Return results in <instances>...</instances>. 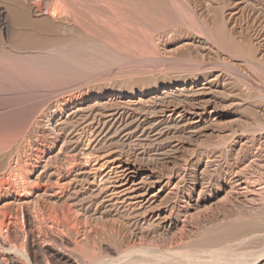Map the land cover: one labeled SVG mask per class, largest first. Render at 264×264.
I'll return each instance as SVG.
<instances>
[{
  "label": "rangeland",
  "instance_id": "rangeland-1",
  "mask_svg": "<svg viewBox=\"0 0 264 264\" xmlns=\"http://www.w3.org/2000/svg\"><path fill=\"white\" fill-rule=\"evenodd\" d=\"M55 1L0 0L3 41L18 31L14 3L31 21L47 20L24 26L38 39L29 53L0 51V61L32 81L23 103L0 95V146H11L0 147V179H7L0 194L21 189L19 167L29 161L50 159L43 185L68 168L69 187L53 196L34 188V176L28 208L45 243L88 255L79 264H264V0ZM16 156L21 163L7 175ZM118 161L147 175L142 202L114 193ZM105 189L112 192L111 209L94 204ZM63 203H71L72 215ZM21 218L15 230L0 232L8 240L15 231L14 254L26 262ZM53 234L73 239L63 247L48 240Z\"/></svg>",
  "mask_w": 264,
  "mask_h": 264
},
{
  "label": "bare ground",
  "instance_id": "bare-ground-1",
  "mask_svg": "<svg viewBox=\"0 0 264 264\" xmlns=\"http://www.w3.org/2000/svg\"><path fill=\"white\" fill-rule=\"evenodd\" d=\"M29 1V0H28ZM40 1V0H39ZM58 0H56L55 2L56 3H58L57 2ZM64 1V0H63ZM62 1V2H63ZM106 1V0H105ZM111 1V0H110ZM133 1V0H132ZM159 1V0H158ZM163 1V0H162ZM71 2V0L69 1V3ZM85 2V1H84ZM103 2V1H102ZM120 2V1H119ZM164 2V1H163ZM174 2V1H173ZM180 2V1H179ZM183 2V1H182ZM14 3V2H13ZM33 2H31V4H32ZM73 3V2H72ZM97 3V2H96ZM172 3V2H171ZM17 4V3H16ZM35 4V3H34ZM47 4V3H46ZM53 4V3H52ZM91 4V3H90ZM95 4V3H94ZM165 4V3H164ZM167 4V3H166ZM175 4V3H174ZM174 4L172 5V6H174ZM18 5H21V4H18ZM24 4H22V6H23ZM29 5H30V3H29ZM54 5V4H53ZM59 5H60V3H59ZM72 5V4H71ZM86 5V4H85ZM112 5V4H111ZM168 5V4H167ZM13 7H11L10 6V8H13L10 12H13V14L15 13V15H17L18 16V21H17V29H18V31L15 33V35L12 37V38H10V39H6L5 41H3V39H0V51H3V53H4V51L5 52H9V53H11V52H13V53H11V54H9V53H7L8 54V56L9 55H12L13 54V56L15 55V53L16 52H19V49H21V51L22 50H26V51H28L31 47H32V45H33V43H34V41H37L36 39L34 40L33 39V37H34V35H32L30 32H31V30H30V32H28L27 31V27L25 28L24 26H26V25H31V26H33V25H45L46 26V24H44V23H47L46 21L47 20H37V21H31V19H29V17H27V11L25 12V10H22V8L21 9H19L18 7H17V5H15V3L12 5ZM60 6H62L63 8H64V5H60ZM59 6V7H60ZM70 6V5H69ZM88 6V5H87ZM86 6V7H87ZM93 6V5H92ZM108 7H109V5H107ZM132 6V5H131ZM166 6V5H165ZM171 6V7H172ZM177 5H175V7H176ZM178 6H179V4H178ZM17 7V8H16ZM28 7V6H27ZM26 7V8H27ZM35 7V9L36 10H39V6L38 5H35L34 6ZM54 7H56V6H54ZM53 7V8H54ZM62 7H60V8H62ZM71 7V6H70ZM70 7H69V9H70ZM76 7V6H75ZM74 7V8H75ZM77 7H78V5H77ZM83 7V6H82ZM85 7V8H86ZM95 7H98V6H95ZM105 7V6H104ZM181 7V6H180ZM24 8V7H23ZM32 8V7H31ZM52 8V7H51ZM52 8V9H53ZM58 8V7H57ZM73 8V9H74ZM124 8V7H123ZM46 9V8H45ZM69 9H68V12H69ZM72 9V8H71ZM89 9H91V8H89ZM97 9V8H96ZM101 9H103V8H101ZM118 9V8H117ZM134 9V8H133ZM137 9V8H136ZM169 9V8H168ZM182 9V8H181ZM27 10V9H26ZM65 10V9H64ZM81 10V9H80ZM86 10V9H85ZM87 10H88V7H87ZM114 10V9H113ZM112 10V11H113ZM143 10V9H142ZM176 10V9H175ZM179 10V9H178ZM2 9L0 8V16L2 15ZM45 11H47V13H49V15L50 16H54V15H56L55 14V12L53 13V10H45ZM67 11V10H66ZM71 11V10H70ZM73 11V10H72ZM75 11V10H74ZM92 11V10H91ZM91 11H89L88 10V12L91 14ZM108 11H109V9H108ZM115 11V10H114ZM113 11V12H114ZM140 11V10H139ZM169 11H170V9H169ZM177 11V10H176ZM182 11V10H181ZM218 11V10H217ZM67 12V13H68ZM79 12H81V11H79ZM97 12H98V9H97ZM102 12V11H101ZM135 12V11H134ZM172 12V11H171ZM170 12V13H171ZM43 13V12H42ZM66 13V12H65ZM78 13V12H77ZM82 15H84L83 14V10H82ZM103 13V12H102ZM132 13H133V11H132ZM178 13V12H177ZM180 13V12H179ZM40 14V13H39ZM57 14H58V12H57ZM69 14V13H68ZM80 14V13H79ZM93 14H94V10H93ZM172 14V13H171ZM14 15V16H15ZM29 15V14H28ZM60 15V14H59ZM72 14L70 13V16H71ZM78 15V14H77ZM85 15H86V13H85ZM96 15V14H95ZM104 15V14H103ZM108 15V14H107ZM92 16V15H91ZM73 17V16H72ZM76 17V16H75ZM74 17V18H75ZM79 17H80V15H79ZM85 17V16H84ZM83 17V18H84ZM87 17H88V15H87ZM94 16H92V18H93ZM111 17V16H110ZM110 17H107V18H110ZM137 17V16H136ZM148 17V16H147ZM177 17V16H176ZM181 17V16H180ZM17 17H15V19H16ZM47 18V17H46ZM68 18V17H67ZM81 18V17H80ZM1 19H3V17L1 18ZM6 19L7 18H4V20H2V22H4V21H6ZM42 19V18H41ZM82 19V18H81ZM132 19V18H131ZM80 20V19H79ZM93 20H94V18H93ZM96 20V19H95ZM109 20V22H111L112 23V21H110L111 19H108ZM143 20V19H142ZM181 20V19H180ZM184 20V19H183ZM188 20V19H187ZM15 21V20H14ZM72 21V20H71ZM77 21V20H76ZM107 21V20H106ZM135 21V20H134ZM49 22V21H48ZM80 23V22H79ZM78 23V24H79ZM101 23V22H100ZM162 23V22H161ZM51 24V23H50ZM49 24V25H50ZM76 24H77V22H76ZM115 24V23H114ZM86 25V24H85ZM94 25H96L95 23H94ZM100 25V24H99ZM106 25V24H105ZM51 26V25H50ZM56 26V25H55ZM131 26H133V25H131ZM29 27V26H28ZM35 27V26H34ZM40 27V26H39ZM81 27H83V26H81ZM80 27V28H81ZM32 28V27H31ZM37 28V27H36ZM48 28H51V27H49L48 26ZM91 28H94V26H92ZM16 29V30H17ZM78 29V28H77ZM89 29V28H88ZM87 29V30H88ZM132 29V28H131ZM112 30V29H111ZM32 31H33V29H32ZM90 31V30H89ZM95 31V30H94ZM100 31V30H99ZM103 31H105V30H103ZM110 31V30H109ZM125 31V30H124ZM123 31V32H124ZM60 32V31H59ZM115 32V31H114ZM35 33V32H34ZM57 33V32H56ZM70 33V32H69ZM74 33V32H73ZM88 33V32H87ZM106 33V32H105ZM113 33V32H112ZM121 33V32H120ZM36 34V33H35ZM66 34V33H65ZM91 34V33H90ZM114 34V33H113ZM79 35H81V34H79ZM98 35V34H97ZM100 35V34H99ZM121 35V34H120ZM33 36V37H32ZM65 36H67V35H65ZM104 36V35H103ZM122 36V35H121ZM131 36V35H130ZM8 37V36H7ZM90 37V36H89ZM47 38V37H46ZM61 38V37H60ZM148 38V37H147ZM64 38H62V40H63ZM66 39V38H65ZM137 39V38H136ZM61 40V39H60ZM59 40V41H60ZM82 41V40H81ZM118 42V41H117ZM149 42V41H148ZM37 43H38V41H37ZM62 43V42H61ZM73 43V42H72ZM121 43V42H120ZM36 44V43H35ZM135 44V43H134ZM151 44V43H150ZM37 45V44H36ZM130 45V44H129ZM133 45V44H132ZM48 46V45H47ZM55 48V47H54ZM28 49V50H27ZM15 51V52H14ZM21 53V52H20ZM27 53H29V51L27 52ZM23 54V53H22ZM26 54V53H25ZM31 54V53H30ZM1 55V54H0ZM16 55H18V54H16ZM16 55L14 56V57H16ZM21 55V54H20ZM24 55V54H23ZM33 54H31V56H32ZM19 56V55H18ZM17 56V57H18ZM22 56V55H21ZM20 56V57H21ZM90 56V55H89ZM3 57V56H2ZM11 57V56H10ZM24 57V56H23ZM23 57H22V60L24 61V59H23ZM150 57V56H149ZM4 58V57H3ZM25 58H26V56H25ZM30 58V57H29ZM38 58H41V57H38ZM15 59V58H14ZM31 59H33V58H31ZM19 60V59H18ZM26 60H27V58H26ZM7 61V60H6ZM6 61H0V95L1 96H3V94H7L8 96H6L7 98H9V99H7V100H9V102L10 101H12L13 102V104H17L18 102H22V101H24V99H26L27 97H29L28 95H30V92H32V91H30L29 90V88H31L30 87V84L32 83V81H31V83L29 82V80H30V76H29V73H24V72H22L20 69H19V67L17 66H15L14 64H10V62L9 63H7ZM25 62V61H24ZM41 62V61H40ZM52 62V61H51ZM26 63H28L27 61H26ZM32 63V62H31ZM26 69V68H25ZM24 69V70H25ZM36 69V68H35ZM27 70V69H26ZM37 70V69H36ZM34 71V70H33ZM35 75V74H34ZM38 78V77H37ZM36 81V80H35ZM34 81V82H35ZM37 83V82H36ZM37 86V85H36ZM39 87V86H38ZM208 87V86H207ZM33 89V88H32ZM183 90V89H182ZM59 91V90H58ZM3 93V94H2ZM34 94V93H33ZM52 94V93H51ZM32 96V95H31ZM33 97H35V96H33ZM33 97H31V98H33ZM2 98V97H1ZM27 102H28V100H27ZM23 103V102H22ZM20 105V104H19ZM22 107V106H21ZM15 108V107H14ZM30 109V108H29ZM8 110V109H7ZM14 110V109H13ZM16 110V109H15ZM20 110V109H19ZM18 110V111H19ZM193 110H194V108H193ZM34 111V110H33ZM184 111V110H183ZM15 112V111H14ZM13 112V113H14ZM16 112H17V110H16ZM23 112L25 113V114H27V112H25L24 110H23ZM192 112V111H191ZM195 112V111H194ZM12 113V112H11ZM24 113H22V114H24ZM16 114V113H15ZM24 114V115H25ZM29 114H30V112H29ZM196 116H197V119H198V117H201L202 116V114H199V113H194ZM1 115V114H0ZM11 115V114H10ZM31 115V114H30ZM29 116V115H28ZM11 117H15V115H11ZM180 117V116H179ZM5 118V117H4ZM2 119V118H1ZM26 119H27V117H26ZM200 119V118H199ZM2 120H4V119H2ZM18 121H20V120H18ZM37 121V120H36ZM9 122V121H8ZM16 122V121H15ZM4 123V122H3ZM6 123V122H5ZM12 123H13V121H12ZM11 124V123H10ZM15 124V123H14ZM36 124V123H35ZM19 125V124H18ZM14 126V125H13ZM24 126V125H23ZM3 127H5V126H3ZM11 128V127H10ZM21 128H22V126H21ZM27 128V127H26ZM66 128V127H65ZM1 129V128H0ZM18 129V128H17ZM24 129H25V127H24ZM24 129H22V130H24ZM14 130V129H13ZM16 130V129H15ZM14 130V131H15ZM11 132V131H10ZM15 132H17V131H15ZM20 132V131H19ZM1 133V132H0ZM4 133V132H3ZM6 133V132H5ZM4 133V134H5ZM13 133V132H12ZM20 133H22V131L20 132ZM19 133V134H20ZM24 133V132H23ZM7 134V133H6ZM18 133H16L15 135H17V137H19L18 135H19ZM1 135V134H0ZM20 135H22V134H20ZM8 136V135H7ZM6 136V137H7ZM12 136H14V134L12 135ZM23 136V135H22ZM3 137H5V136H3ZM10 137V136H9ZM16 137V136H15ZM24 137V136H23ZM12 138V137H11ZM10 138V139H11ZM9 139V138H8ZM13 139H15L14 137H13ZM12 139V140H13ZM1 140V139H0ZM3 140V139H2ZM15 140H18V138L17 139H15ZM21 140H22V138H21ZM4 141V140H3ZM11 140H9V142H10ZM14 141V140H13ZM5 142V141H4ZM12 142V141H11ZM15 142V141H14ZM13 142V143H14ZM66 142V141H65ZM0 143H1V141H0ZM8 143V142H7ZM13 143L11 144L10 143V145H13ZM88 143V142H87ZM2 145V144H1ZM46 145V144H45ZM7 145L5 144V147H6ZM2 149L3 148H5V147H2V146H0ZM7 147H10L11 148V146H7ZM14 147V146H13ZM16 147H14V150H16L15 149ZM35 148V147H34ZM1 149V150H2ZM9 149V148H8ZM5 150V149H4ZM31 150V149H30ZM40 148H39V152H40ZM8 151V150H7ZM24 151V150H23ZM1 152V151H0ZM16 152H17V150H16ZM6 153V152H5ZM14 153V152H13ZM73 154V153H72ZM87 154V153H86ZM98 154V153H97ZM15 155V154H14ZM13 155V156H14ZM33 155V154H32ZM96 155V154H95ZM101 155V154H100ZM3 156V155H2ZM10 156V155H9ZM18 156V155H17ZM15 157L14 158V160H11L9 163H8V168H7V175H10V174H13V172H12V165H13V163H16V164H18V163H21L20 162V160H19V156L18 157ZM81 156V155H80ZM85 156V155H84ZM90 156V155H89ZM11 157V156H10ZM42 157V156H41ZM50 157V156H49ZM74 157V156H73ZM9 158V157H8ZM13 158V157H12ZM12 158H10V159H12ZM53 159V158H52ZM97 159V158H96ZM47 161H50V159L48 160V159H46ZM65 160H68V159H65ZM114 160V159H113ZM121 160V159H120ZM35 162H31V161H29L30 162V164L28 165V164H25V166H21L20 165V167H19V174H20V177H21V179H19V180H21L20 181V184H21V189L18 191L17 189L15 190L14 188H12L11 190H9L8 188H7V190H6V193H4V195L3 194H0V231H2L1 229L2 228H4V229H6V231L8 230V229H13V230H15L14 228H15V226H16V224H17V226H19L18 225V222H17V218L19 217V216H21L22 218V221H23V226H24V236H22V237H24L25 238V242H24V251H25V255H26V262L24 261V262H21L20 261V259L19 258H17V256L14 254V250H15V243H17V238H16V233H14L15 231H13V233L11 234V235H9V239L8 240H4V239H2V235H1V232H0V264H17V263H19V264H79V262H78V260H85V259H87L88 258V255L87 256H84V257H87V258H85L84 259V257H83V255L84 254H86V253H82V255H79V253L77 254V253H75V245L73 246L74 248H70V250L69 249H64V250H61V249H58V248H56V247H54L53 246V244L51 245V244H49V242L48 243H45L43 240H42V238H44V237H40V235H38L37 233H36V230H35V222H34V218H33V212H30V209L28 208V205L30 204V202H32L33 201V199H34V197H33V199H32V195L33 194H29L30 193V191L33 189V187H31L30 185L32 184L33 185V183L34 182H36L37 184L34 186V188H36V189H38V190H44V192H45V190H48L49 192H50V196H53V195H56V194H51V193H56L57 191H61L62 189H65V188H67V187H69V185H70V181H72V180H70V178H69V171H68V168H61V169H58V173H57V177L55 178L56 179V182L54 183V184H52V183H50V181H49V183L47 184V185H43V184H41L40 183V177L44 174V173H46V172H48V167H49V165L47 166V163H49V162H45L44 164H42L39 160H34ZM54 161V160H53ZM62 161V160H61ZM74 161V160H73ZM86 161H88V160H86ZM51 162V161H50ZM82 162V161H81ZM92 162V161H91ZM114 162V161H113ZM6 163V162H5ZM4 163V164H5ZM68 163V162H67ZM103 163H104V161H103ZM54 164V163H53ZM60 164V163H59ZM58 164V165H59ZM65 164V163H64ZM107 164V163H106ZM117 164V163H116ZM7 165V164H6ZM27 165V166H26ZM41 165H43V166H41ZM82 165H84V164H82ZM18 166V165H17ZM16 166V167H17ZM56 166V165H55ZM60 166V165H59ZM69 166H71V165H69ZM98 166V165H97ZM113 166V165H112ZM15 168V167H14ZM13 168V169H14ZM18 168V167H17ZM97 168V167H96ZM118 170V174H117V177H116V188H114V193L117 195V193H118V195L117 196H120L119 194H121V195H126V196H129V197H127V198H133V199H135V198H137L138 199V201H140V202H142L143 201V199H144V196L146 195V188H147V186H145V178H144V176L145 177H147V175H144V176H140V170H139V168L138 167H136L134 164H131V163H126V161L125 162H123V161H118V164H117V167H116ZM86 169V168H85ZM1 170V169H0ZM88 170V169H87ZM5 171V172H6ZM18 171V170H17ZM56 171V170H55ZM93 171V170H92ZM95 171V170H94ZM107 171V170H106ZM4 172V171H3ZM81 172H83V175H84V171H81ZM87 172V171H86ZM52 173H53V171H52ZM100 173V172H99ZM111 173V172H110ZM2 174V173H1ZM6 174V173H5ZM55 174H56V172H55ZM88 174V173H87ZM46 175V174H45ZM3 176V180H7V179H4V174L2 175ZM1 176V177H2ZM11 176V175H10ZM15 176H16V173H15ZM35 176V177H34ZM50 176V175H49ZM110 176V175H109ZM140 176V177H139ZM7 177V176H6ZM13 177V176H12ZM17 177V176H16ZM33 177H34V180L36 179V181H32L33 183H31L30 181H31V179H33ZM86 177V176H85ZM107 177V176H106ZM159 177V176H158ZM8 178V177H7ZM19 178V177H18ZM17 178V179H18ZM72 178V177H71ZM76 178V177H75ZM2 179H0V185H1V183H6L7 184V182L6 181H4L3 182V180ZM49 179V178H48ZM74 179V178H73ZM89 179V178H88ZM87 179V180H88ZM93 179V178H92ZM95 179V178H94ZM104 179V178H103ZM2 180V181H1ZM106 180H107V178H106ZM109 180V179H108ZM115 180V179H114ZM76 181V180H75ZM84 181H85V179H84ZM83 181V182H84ZM92 181V180H91ZM90 181V182H91ZM82 182V183H83ZM100 182V181H99ZM31 183V184H30ZM101 183V182H100ZM176 183V182H175ZM35 184V183H34ZM92 184H93V182H92ZM72 185V184H71ZM105 185V184H104ZM176 185V184H175ZM3 186V185H2ZM75 186V185H74ZM101 186V185H100ZM245 186V185H244ZM4 187L5 186H3L2 188L4 189ZM19 187V186H18ZM233 187V186H232ZM79 188V187H78ZM96 189V188H95ZM104 189V188H103ZM157 189V188H156ZM162 189V187H160L159 189H158V191L157 192H151V195H149L148 196V198H146V201H151V200H153L157 195H159L158 193H159V191ZM37 190V191H38ZM75 191V190H74ZM92 191V190H91ZM100 191V190H99ZM104 191V193L105 194H96L95 196H97V198L96 199H94L95 201H94V204L96 205V207L97 206H104V207H106L107 208V206H108V208L109 209H111V197H113L112 196V192H111V189H105V190H103ZM0 192H2V189L0 188ZM101 192V191H100ZM43 193V192H42ZM47 193V192H46ZM78 193H79V191H78ZM95 194V193H94ZM42 195V194H41ZM45 194H43V196H44ZM59 195H62V194H59ZM73 195V194H72ZM76 195V194H75ZM75 195H74V197H75ZM114 195V194H113ZM166 195V194H165ZM35 196H37V195H35ZM63 196V195H62ZM70 196V195H69ZM68 196V197H69ZM88 196V195H87ZM94 196V195H93ZM94 196V197H95ZM38 197H39V195H38ZM80 197V196H79ZM84 197V196H83ZM41 198V197H40ZM85 198V197H84ZM121 198V197H120ZM125 198L126 197H124V200H125ZM143 198V199H142ZM185 198V197H184ZM31 199H32V201H31ZM79 199V198H78ZM81 199V198H80ZM163 199V198H162ZM168 199V198H167ZM45 200V199H44ZM86 200V199H85ZM118 200V199H117ZM116 200V201H117ZM123 200V199H122ZM127 200V199H126ZM35 201V200H34ZM62 201V200H61ZM115 201V200H114ZM120 201V200H119ZM146 201H144V202H146ZM48 202V201H47ZM77 202V201H76ZM76 202H75V204H76ZM82 202V201H81ZM87 202V201H86ZM91 202V201H90ZM105 202H108V204H106V205H103ZM131 202V204L133 203L132 201H130ZM135 202V201H134ZM51 203V202H50ZM115 203V202H114ZM128 203H129V201H128ZM136 203H137V201H136ZM14 204H16L15 205V207H17V208H15V207H13V205ZM34 204V203H33ZM39 204V203H38ZM49 204V203H48ZM81 204V203H80ZM123 204V203H122ZM164 204V203H163ZM12 205V206H11ZM52 205V204H51ZM58 205V204H57ZM60 205H61V203H60ZM63 205H64V207L66 208V212H68V213H70L71 215H72V211H73V206L71 205V203H69V204H64L63 203ZM63 205H62V208H63ZM77 205V204H76ZM127 205V204H126ZM139 205H141V204H139ZM30 206V205H29ZM35 206V205H34ZM36 206H37V204H36ZM39 206V205H38ZM75 206V205H74ZM138 206V205H137ZM159 206V205H158ZM11 207L12 208H14V209H11ZM18 207H19V210H17L18 209ZM31 207H32V205H31ZM52 207H53V205H52ZM51 207V208H52ZM136 207V206H135ZM35 208V207H34ZM33 208V209H34ZM49 208H50V205H49ZM55 208V207H54ZM59 208V207H58ZM80 208V207H79ZM78 208V209H79ZM133 208V207H132ZM148 208V207H147ZM155 208V207H154ZM39 209V208H38ZM37 209V210H38ZM61 209V208H60ZM87 209V208H86ZM94 209H96V208H94ZM143 209V208H142ZM32 210V209H31ZM43 210V209H42ZM115 210V209H114ZM135 210L137 211V207L135 208ZM139 210V209H138ZM144 210V209H143ZM149 210V209H148ZM151 210V209H150ZM152 210H153V208H152ZM56 211V210H55ZM57 211H60V210H57ZM57 211L56 212H54V215H55V213H57ZM86 211V210H85ZM84 211V212H85ZM94 211V210H93ZM107 211V210H106ZM146 211V210H145ZM145 211L143 212V213H141V214H144L145 213ZM34 212H37V211H34ZM49 212V211H48ZM65 212V213H66ZM72 212V213H71ZM81 212H82V210H81ZM96 212V211H95ZM101 212V211H100ZM104 212H105V210H104ZM110 212V211H109ZM121 212V211H120ZM123 212V211H122ZM138 212V211H137ZM51 213V212H50ZM53 213V212H52ZM51 213V214H52ZM61 213H62V215L64 214V209H61ZM78 213V212H77ZM75 214V213H74ZM73 214V215H74ZM78 214H80V213H78ZM138 214H139V212H138ZM140 214V215H141ZM182 214V213H181ZM19 215V216H18ZM35 215V214H34ZM49 215V214H48ZM57 215H59V214H57ZM75 215H77V214H75ZM82 215H83V213H82ZM87 215V214H86ZM136 215V214H135ZM37 216V215H36ZM35 216V217H36ZM39 216V215H38ZM69 216V215H68ZM99 216V215H98ZM166 216H168V215H166ZM54 217V216H53ZM71 217V216H70ZM92 217V216H91ZM95 217V216H94ZM131 217V216H130ZM134 217V216H133ZM132 217V218H133ZM40 218V217H39ZM55 218V217H54ZM53 218V219H54ZM68 218V217H67ZM111 218V217H110ZM121 218V217H120ZM36 219V218H35ZM46 219V218H45ZM51 219V218H50ZM63 219V218H62ZM66 219V218H65ZM85 219V218H84ZM107 219V218H106ZM115 219V218H114ZM42 220H43V215H42ZM55 220V219H54ZM64 220V219H63ZM73 220V219H72ZM88 219H86V221L84 220V225H87V224H89L88 223V221H87ZM102 220V219H101ZM112 220V219H111ZM160 220V219H159ZM20 221V220H19ZM51 221V220H50ZM60 221V220H59ZM70 221V220H69ZM98 221V220H97ZM108 221V220H107ZM117 221V220H116ZM58 222V221H57ZM56 222V223H57ZM61 222V221H60ZM63 222V221H62ZM102 223H103V221H101ZM112 222V221H111ZM110 222V223H111ZM118 222V221H117ZM159 222V221H158ZM22 223V222H21ZM44 223H45V221H44ZM71 223V222H70ZM77 223V222H76ZM80 222H78V224H79ZM83 222H81L80 224H82ZM97 224H99L98 222H96ZM102 223H100V224H102ZM105 223V222H104ZM130 223V222H129ZM157 223V222H156ZM42 224V223H41ZM46 224V223H45ZM61 224V223H60ZM99 224V225H100ZM106 224H108V223H106ZM117 223H115V225H116ZM151 224V223H150ZM44 225V224H43ZM48 225V224H47ZM49 225H51V224H49ZM68 225V224H67ZM83 225V226H84ZM146 225V224H145ZM72 226V225H71ZM47 227V226H46ZM50 227H52V226H50ZM63 227V226H62ZM64 227H66V226H64ZM136 227V226H135ZM139 227V226H138ZM146 227V226H145ZM17 228V227H16ZM84 228H87V227H84ZM72 229V228H71ZM141 230H142V228H140ZM148 229V228H147ZM150 229V228H149ZM78 230V229H77ZM88 230V229H87ZM89 230H90V227H89ZM88 230V231H89ZM99 230V229H98ZM111 230V229H110ZM109 230V231H110ZM42 231V230H41ZM91 231V230H90ZM97 231V230H96ZM103 231V230H102ZM143 231V230H142ZM21 232H22V230H21ZM20 232V233H21ZM101 232V231H100ZM104 232V231H103ZM121 232V231H120ZM141 232V231H140ZM111 233V232H110ZM145 233V232H144ZM9 234V233H8ZM39 234H40V232H39ZM107 234H109V233H107ZM47 235V234H46ZM45 235V236H46ZM57 235V234H56ZM65 235H67L66 233H65ZM70 235V234H69ZM105 235V234H104ZM114 235V234H113ZM41 236H42V234H41ZM43 236H44V234H43ZM87 236V235H86ZM100 236V235H99ZM143 236V235H142ZM68 237V236H67ZM70 237V236H69ZM103 237V236H102ZM110 237H111V235H110ZM47 238H49L48 240H50L51 242H54V243H59V244H63V247H65V246H69L70 244H71V241H72V239L69 241L68 239H64V238H60V237H57V236H55L54 234L53 235H50L49 237H47ZM66 238V237H65ZM114 239V238H113ZM129 239V238H128ZM45 240V239H44ZM47 240V239H46ZM47 240V241H48ZM88 241V240H87ZM111 241V240H110ZM137 241V240H136ZM50 242V243H51ZM111 243V242H110ZM135 243V242H134ZM140 243V242H139ZM132 244V243H131ZM65 245V246H64ZM93 245V244H92ZM127 245V244H126ZM136 245V244H135ZM17 246V245H16ZM79 246V245H78ZM60 247V246H59ZM62 247V246H61ZM80 247V246H79ZM138 247V246H137ZM20 249V248H19ZM71 249H74V250H71ZM79 249V248H78ZM77 249V250H78ZM87 249V248H86ZM132 249V248H131ZM138 249V248H137ZM136 249V250H137ZM81 250V249H80ZM84 250V249H83ZM92 250H94V249H92ZM128 250V249H127ZM135 250V249H134ZM135 250V251H136ZM79 251V250H78ZM89 251V250H88ZM80 252V251H79ZM83 252V251H82ZM105 253V252H104ZM221 253V252H220ZM227 253V252H226ZM88 254V253H87ZM99 254H101V253H99ZM220 255V254H219ZM222 255V254H221ZM227 255V254H226ZM21 256V255H20ZM94 255H93V253L91 254V256H89V259H91L92 260V258H90V257H93ZM103 256H109V255H103ZM96 257V256H95ZM111 257V256H110ZM222 257V256H221ZM230 257V256H229ZM98 258V257H97ZM108 258V257H107ZM190 258V257H189ZM103 259V258H102ZM224 259V258H223ZM90 260V261H91ZM99 260V259H98ZM109 260V259H108ZM107 260V261H108ZM113 260V259H112ZM230 260V259H229ZM86 261V260H85ZM95 261H96V259H95ZM103 261V260H102ZM104 261H105V259H104ZM106 261V262H107ZM110 261H111V258H110ZM116 261V260H115ZM135 262H138V261H135ZM87 264H88V262H86ZM99 263H100V260H99ZM98 263V264H99ZM115 263V262H114ZM113 263V264H114ZM209 263V262H208ZM93 264V263H92ZM109 264V263H108ZM120 264V263H119ZM126 264V263H125ZM140 264V263H139ZM142 264V263H141ZM156 264V263H155ZM205 264H207V263H205Z\"/></svg>",
  "mask_w": 264,
  "mask_h": 264
}]
</instances>
